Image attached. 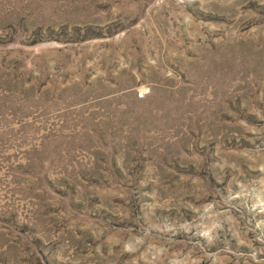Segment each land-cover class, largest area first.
Returning a JSON list of instances; mask_svg holds the SVG:
<instances>
[{"label":"rangeland","instance_id":"1","mask_svg":"<svg viewBox=\"0 0 264 264\" xmlns=\"http://www.w3.org/2000/svg\"><path fill=\"white\" fill-rule=\"evenodd\" d=\"M0 264H264V0H0Z\"/></svg>","mask_w":264,"mask_h":264}]
</instances>
